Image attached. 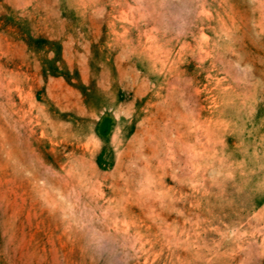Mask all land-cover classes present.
<instances>
[{
	"label": "rangeland",
	"instance_id": "rangeland-1",
	"mask_svg": "<svg viewBox=\"0 0 264 264\" xmlns=\"http://www.w3.org/2000/svg\"><path fill=\"white\" fill-rule=\"evenodd\" d=\"M0 264H264V0H0Z\"/></svg>",
	"mask_w": 264,
	"mask_h": 264
}]
</instances>
